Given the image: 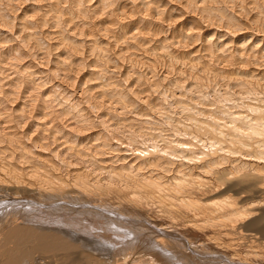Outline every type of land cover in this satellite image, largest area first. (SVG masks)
Wrapping results in <instances>:
<instances>
[{
	"label": "bare ground",
	"instance_id": "bare-ground-1",
	"mask_svg": "<svg viewBox=\"0 0 264 264\" xmlns=\"http://www.w3.org/2000/svg\"><path fill=\"white\" fill-rule=\"evenodd\" d=\"M0 264H264V0H0Z\"/></svg>",
	"mask_w": 264,
	"mask_h": 264
}]
</instances>
